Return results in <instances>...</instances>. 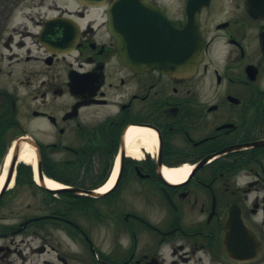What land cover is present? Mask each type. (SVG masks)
I'll list each match as a JSON object with an SVG mask.
<instances>
[{
	"label": "flooded vegetation",
	"instance_id": "af4514ba",
	"mask_svg": "<svg viewBox=\"0 0 264 264\" xmlns=\"http://www.w3.org/2000/svg\"><path fill=\"white\" fill-rule=\"evenodd\" d=\"M116 1L0 0V123L69 185L24 186L44 205L0 217V264H264V0H126L125 30L193 22L172 73L120 50Z\"/></svg>",
	"mask_w": 264,
	"mask_h": 264
},
{
	"label": "water",
	"instance_id": "95a60500",
	"mask_svg": "<svg viewBox=\"0 0 264 264\" xmlns=\"http://www.w3.org/2000/svg\"><path fill=\"white\" fill-rule=\"evenodd\" d=\"M121 1H117L113 7L114 13V25L112 27V33L119 40L120 37H124L125 44L127 46H133L139 44L138 39H140V44L145 47L142 49V61L145 62L144 68H153L158 69L163 72H175L176 68L173 66L175 62H185L189 65V68L196 67L198 60L201 56L202 51V42L201 38L192 26V21H189L188 24L180 25H170L165 30L168 32L182 30L185 34L183 36H157L154 34L156 31L150 25L144 30L145 32H138L136 27L130 25L123 31V20L118 18L119 8ZM128 24H131L132 21H126ZM136 22V21H133ZM146 22V21H143ZM141 33V34H140ZM136 38V39H134ZM121 44V45H120ZM119 47L124 49L123 43L120 42ZM122 49V50H123ZM133 54V52H131ZM128 57H132L128 55ZM20 154V141L17 142L13 149L12 158L9 164L7 171L5 183L1 189L0 199L5 193L6 189L9 187V184L13 178V172L15 164ZM39 180L42 185H44L43 177L39 172ZM71 191V189H69Z\"/></svg>",
	"mask_w": 264,
	"mask_h": 264
},
{
	"label": "bare ground",
	"instance_id": "6f19581e",
	"mask_svg": "<svg viewBox=\"0 0 264 264\" xmlns=\"http://www.w3.org/2000/svg\"><path fill=\"white\" fill-rule=\"evenodd\" d=\"M12 153H13V147L9 149V152L5 159V164L3 165L4 166L3 171H2L3 173H1L0 175V190L2 189L3 184L5 182L6 174H7L9 164L12 158ZM21 163L27 164V165L29 164L33 166L35 170L36 179H37L36 181H38L36 154L34 152V149L31 146H28L27 144H24V143L22 144V147H21L17 165H20ZM189 171L190 169L186 166L174 167L170 169L169 171H167V175L172 181L181 182L187 177ZM115 180H116V172L112 175L109 182L101 188V191L102 192L108 191L113 186ZM13 184H14V178L10 184V188L13 186ZM45 185L50 190H59L65 187L62 183H59L48 177H45Z\"/></svg>",
	"mask_w": 264,
	"mask_h": 264
},
{
	"label": "rangeland",
	"instance_id": "374dc122",
	"mask_svg": "<svg viewBox=\"0 0 264 264\" xmlns=\"http://www.w3.org/2000/svg\"><path fill=\"white\" fill-rule=\"evenodd\" d=\"M1 201L0 217L6 223L22 219L25 213H28L25 209L26 206H32L31 212H36V207L44 205L42 194L24 187L6 192Z\"/></svg>",
	"mask_w": 264,
	"mask_h": 264
},
{
	"label": "trees",
	"instance_id": "16d2710c",
	"mask_svg": "<svg viewBox=\"0 0 264 264\" xmlns=\"http://www.w3.org/2000/svg\"><path fill=\"white\" fill-rule=\"evenodd\" d=\"M9 130L10 129H4L2 124L0 123V166L2 159L5 155V152L7 150V146H8L7 134ZM31 183L34 184L32 181L31 168L24 164H20L17 170L16 185L25 186Z\"/></svg>",
	"mask_w": 264,
	"mask_h": 264
}]
</instances>
